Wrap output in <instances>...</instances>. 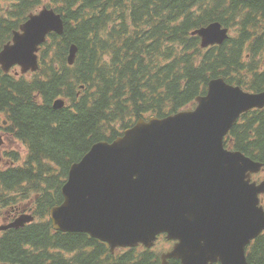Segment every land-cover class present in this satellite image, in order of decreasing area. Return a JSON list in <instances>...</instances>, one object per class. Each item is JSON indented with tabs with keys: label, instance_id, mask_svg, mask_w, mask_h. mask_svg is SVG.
I'll return each mask as SVG.
<instances>
[{
	"label": "trees",
	"instance_id": "trees-1",
	"mask_svg": "<svg viewBox=\"0 0 264 264\" xmlns=\"http://www.w3.org/2000/svg\"><path fill=\"white\" fill-rule=\"evenodd\" d=\"M44 6L63 16L65 34L49 38L40 72L22 76L0 68V125L7 122V133L28 147L23 167L0 169V207L15 184L36 177V167L67 171L94 144L114 141L140 118L192 109L213 79L264 91V0H0V52L29 14ZM165 9L170 11L163 15ZM216 22L231 37L204 50L191 33ZM72 45L78 52L70 66ZM249 53L255 57L248 59ZM57 99L67 106L56 110ZM232 135L237 143L230 148L264 164V109L243 115ZM52 188L42 200L38 227L8 235L0 243V262L161 263L158 249L112 253L88 235L55 232L49 212L61 203L60 184ZM173 244L163 239V246ZM248 258L264 264V234Z\"/></svg>",
	"mask_w": 264,
	"mask_h": 264
},
{
	"label": "water",
	"instance_id": "water-1",
	"mask_svg": "<svg viewBox=\"0 0 264 264\" xmlns=\"http://www.w3.org/2000/svg\"><path fill=\"white\" fill-rule=\"evenodd\" d=\"M51 33L64 34L61 15L47 8L30 15L0 53L3 71L20 65L23 73L37 72V54ZM195 34L203 47L229 38L220 23ZM77 51L71 47L70 65ZM197 102L193 111L140 121L113 144H95L72 166L65 202L51 212L55 229L89 234L112 251L151 248L157 235L168 234L179 242L163 264H248L246 248L264 232V182L251 183L263 165L225 150L224 139L243 113L264 108V92L220 78ZM63 106L55 103V109Z\"/></svg>",
	"mask_w": 264,
	"mask_h": 264
},
{
	"label": "rangeland",
	"instance_id": "rangeland-1",
	"mask_svg": "<svg viewBox=\"0 0 264 264\" xmlns=\"http://www.w3.org/2000/svg\"><path fill=\"white\" fill-rule=\"evenodd\" d=\"M155 11H156V10H155ZM155 11H154V12H153V11H152V12H150V14H152V15L154 16V15H155ZM169 11H170V10H167V9H165V11L163 12V15H166V14H168V13H169ZM165 248H168V247H165V246H164V247H162L161 249H162V250H164Z\"/></svg>",
	"mask_w": 264,
	"mask_h": 264
},
{
	"label": "flooded vegetation",
	"instance_id": "flooded-vegetation-1",
	"mask_svg": "<svg viewBox=\"0 0 264 264\" xmlns=\"http://www.w3.org/2000/svg\"><path fill=\"white\" fill-rule=\"evenodd\" d=\"M1 134L5 135L4 131H1Z\"/></svg>",
	"mask_w": 264,
	"mask_h": 264
},
{
	"label": "bare ground",
	"instance_id": "bare-ground-1",
	"mask_svg": "<svg viewBox=\"0 0 264 264\" xmlns=\"http://www.w3.org/2000/svg\"><path fill=\"white\" fill-rule=\"evenodd\" d=\"M232 149V148H231Z\"/></svg>",
	"mask_w": 264,
	"mask_h": 264
}]
</instances>
